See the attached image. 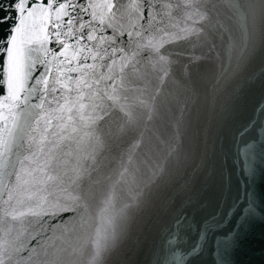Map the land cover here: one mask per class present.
Listing matches in <instances>:
<instances>
[{"label": "snow or ice", "instance_id": "obj_1", "mask_svg": "<svg viewBox=\"0 0 264 264\" xmlns=\"http://www.w3.org/2000/svg\"><path fill=\"white\" fill-rule=\"evenodd\" d=\"M258 60L264 0H0V264H123L143 249L146 264H197L209 247L231 264L264 221V121L223 117ZM192 95L213 118L195 131ZM190 132L205 164L211 139L222 190L196 214L168 191Z\"/></svg>", "mask_w": 264, "mask_h": 264}, {"label": "water", "instance_id": "obj_2", "mask_svg": "<svg viewBox=\"0 0 264 264\" xmlns=\"http://www.w3.org/2000/svg\"><path fill=\"white\" fill-rule=\"evenodd\" d=\"M262 67H264V62L258 60L253 67V71L257 74L256 78L244 88L235 109L224 115L223 119L226 123L240 125L252 119H256L258 122L264 121V113L257 112L258 107L264 104ZM187 107L189 109L187 117L191 121L193 131L212 121L213 118L207 114L196 96H191ZM165 122L161 121V127ZM184 151L189 155L186 159H181L178 170L174 169L175 183L168 191L177 190L175 198L177 205L191 198L193 204L189 210L193 211V214L199 211L198 205L200 203H204L207 206L206 211H210L222 197L220 177L218 172L212 170L211 139L208 140V163L206 164L203 162V137L193 135L190 132L184 141ZM198 166H200L199 171H197ZM216 167L218 169L219 164ZM224 174L227 177L226 168ZM185 181L188 182L187 187L181 188ZM254 191L258 207L264 212V173L257 176ZM237 194V177L233 176L231 178V189L228 193L229 203ZM206 211L201 212V214H206ZM230 227L231 225L225 227L223 231L227 232ZM121 259L123 264H146L148 259L147 250H126ZM230 261L231 264H264V221L256 220L251 223L239 247L230 253ZM197 264H215L211 247L204 252Z\"/></svg>", "mask_w": 264, "mask_h": 264}]
</instances>
